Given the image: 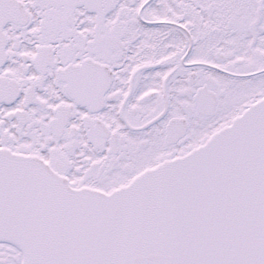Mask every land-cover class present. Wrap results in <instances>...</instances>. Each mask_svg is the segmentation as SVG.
<instances>
[{
  "label": "snow or ice",
  "instance_id": "1",
  "mask_svg": "<svg viewBox=\"0 0 264 264\" xmlns=\"http://www.w3.org/2000/svg\"><path fill=\"white\" fill-rule=\"evenodd\" d=\"M0 264H264V0H0Z\"/></svg>",
  "mask_w": 264,
  "mask_h": 264
}]
</instances>
